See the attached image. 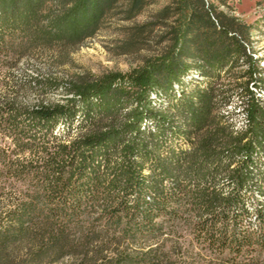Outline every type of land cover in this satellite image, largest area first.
Instances as JSON below:
<instances>
[{
    "label": "trees",
    "instance_id": "obj_1",
    "mask_svg": "<svg viewBox=\"0 0 264 264\" xmlns=\"http://www.w3.org/2000/svg\"><path fill=\"white\" fill-rule=\"evenodd\" d=\"M120 2L0 0V73L35 49L92 37ZM157 25L165 46L141 67L36 79L62 87L51 103L0 95V264H264V103L254 89L264 69L253 26L211 0H175ZM242 66L239 130L218 81Z\"/></svg>",
    "mask_w": 264,
    "mask_h": 264
},
{
    "label": "rangeland",
    "instance_id": "obj_2",
    "mask_svg": "<svg viewBox=\"0 0 264 264\" xmlns=\"http://www.w3.org/2000/svg\"><path fill=\"white\" fill-rule=\"evenodd\" d=\"M136 1L138 0H121L107 13L100 29L83 42L67 47L35 49L19 60L14 68L2 69L0 95L17 99L26 105L56 102L65 95L62 87L58 90H42L35 83L38 81L36 79L42 81L59 78L61 83L65 84L73 78L85 75L129 72L143 66L147 59L156 58L165 46L160 42L163 27L157 25V13L165 6L172 5L175 0H140L143 9L133 15L131 7ZM211 2L219 11L234 15L240 21L253 26L251 51L255 57L261 59L260 65L264 69V0ZM245 69L247 66L223 73L222 79L218 81V85L226 90L225 95L230 97V103L222 109V113L227 115L229 123L239 130L243 129L246 118V100L238 94L248 83V78L242 76ZM17 83H31L33 87L28 86V89L21 90ZM254 89L264 103V88L260 90L254 86ZM250 194L255 199L261 198L257 190ZM7 204L8 200L0 198V211ZM257 224L255 220V228ZM195 250L201 251V247L197 245Z\"/></svg>",
    "mask_w": 264,
    "mask_h": 264
}]
</instances>
